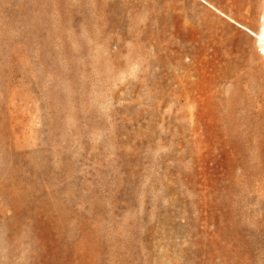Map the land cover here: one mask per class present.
<instances>
[{
  "label": "rangeland",
  "instance_id": "1",
  "mask_svg": "<svg viewBox=\"0 0 264 264\" xmlns=\"http://www.w3.org/2000/svg\"><path fill=\"white\" fill-rule=\"evenodd\" d=\"M264 0H0V264H264Z\"/></svg>",
  "mask_w": 264,
  "mask_h": 264
},
{
  "label": "bare ground",
  "instance_id": "2",
  "mask_svg": "<svg viewBox=\"0 0 264 264\" xmlns=\"http://www.w3.org/2000/svg\"><path fill=\"white\" fill-rule=\"evenodd\" d=\"M248 30H249V29H248ZM249 31H250L252 34L256 35L255 32H253V31H251V30H249ZM256 36L259 37V39H260V41H261V50H263V49H264V29H262V31L259 32ZM263 53H264V51H263Z\"/></svg>",
  "mask_w": 264,
  "mask_h": 264
}]
</instances>
